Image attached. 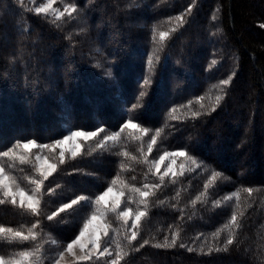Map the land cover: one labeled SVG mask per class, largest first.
Returning <instances> with one entry per match:
<instances>
[{
    "label": "trees",
    "instance_id": "1",
    "mask_svg": "<svg viewBox=\"0 0 264 264\" xmlns=\"http://www.w3.org/2000/svg\"><path fill=\"white\" fill-rule=\"evenodd\" d=\"M34 4L0 0V163L38 197L0 192V257L51 264L114 185L137 222L68 264H264V0ZM71 130L95 134L61 158ZM176 150L195 166L154 170Z\"/></svg>",
    "mask_w": 264,
    "mask_h": 264
},
{
    "label": "rangeland",
    "instance_id": "2",
    "mask_svg": "<svg viewBox=\"0 0 264 264\" xmlns=\"http://www.w3.org/2000/svg\"><path fill=\"white\" fill-rule=\"evenodd\" d=\"M34 9L41 12H49L57 16L64 11H69L68 6L58 7L55 5L56 0H43L36 2L32 0ZM127 125L135 128V124L128 122ZM95 132L83 130H71L60 140L55 142L51 149H56L59 157H63L66 153L75 154L81 148V140L88 139ZM39 147V152L34 155L36 162V170L43 177L49 175L55 168V162L50 160L46 154L42 153L41 146H37L34 142H26L23 144L25 150H32ZM183 155V151H167L161 154L153 163L155 171L163 175L173 174L175 171L184 170L189 165L194 167L189 161H180L179 157ZM180 161V162H179ZM0 192L8 195L12 200H16L26 206L35 207L38 203V197L35 192H29L20 187L17 182L10 178L0 163ZM121 191L118 186L110 185L95 199V207L89 217L84 222L81 230L70 241L65 248L59 252L57 258L51 264H68L70 262L85 259L94 254H105L109 252L108 247L103 244V235L106 233L105 216L108 213L119 215L123 219H130L135 224L139 218V214H132L128 209H119L121 203ZM28 253L21 254L20 257L13 259L11 264H28ZM0 264H9L8 261L0 257Z\"/></svg>",
    "mask_w": 264,
    "mask_h": 264
}]
</instances>
